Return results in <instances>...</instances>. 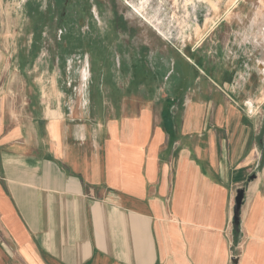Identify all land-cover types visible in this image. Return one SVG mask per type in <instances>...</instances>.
<instances>
[{
    "label": "crops",
    "instance_id": "crops-1",
    "mask_svg": "<svg viewBox=\"0 0 264 264\" xmlns=\"http://www.w3.org/2000/svg\"><path fill=\"white\" fill-rule=\"evenodd\" d=\"M207 9L156 46L0 35L1 264H264V0Z\"/></svg>",
    "mask_w": 264,
    "mask_h": 264
},
{
    "label": "rangeland",
    "instance_id": "rangeland-1",
    "mask_svg": "<svg viewBox=\"0 0 264 264\" xmlns=\"http://www.w3.org/2000/svg\"><path fill=\"white\" fill-rule=\"evenodd\" d=\"M216 1L3 0L0 35L46 36L54 47L61 38L63 52L76 56L80 50L78 37H95L97 42H108L116 35L112 23L117 22L121 35L131 32L136 38L156 46L162 37L167 42H177L204 35V24L211 20L208 3L214 5ZM58 47L61 49V45ZM114 47L113 43V52L119 51ZM85 48L88 52V45Z\"/></svg>",
    "mask_w": 264,
    "mask_h": 264
},
{
    "label": "water",
    "instance_id": "water-1",
    "mask_svg": "<svg viewBox=\"0 0 264 264\" xmlns=\"http://www.w3.org/2000/svg\"><path fill=\"white\" fill-rule=\"evenodd\" d=\"M244 194H245L244 189H239L237 192L236 207H235V218H234L237 225L239 224V214H240V209H241V206L243 203Z\"/></svg>",
    "mask_w": 264,
    "mask_h": 264
}]
</instances>
